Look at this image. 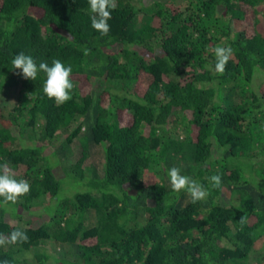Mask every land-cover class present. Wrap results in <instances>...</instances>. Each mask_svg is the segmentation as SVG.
<instances>
[{"label":"trees","instance_id":"trees-1","mask_svg":"<svg viewBox=\"0 0 264 264\" xmlns=\"http://www.w3.org/2000/svg\"><path fill=\"white\" fill-rule=\"evenodd\" d=\"M116 2L101 36L88 0H0V164L31 186L0 197V234L29 237L0 264H264V0ZM20 52L71 65V99ZM173 166L208 197L173 191Z\"/></svg>","mask_w":264,"mask_h":264},{"label":"clouds","instance_id":"clouds-1","mask_svg":"<svg viewBox=\"0 0 264 264\" xmlns=\"http://www.w3.org/2000/svg\"><path fill=\"white\" fill-rule=\"evenodd\" d=\"M91 27L98 31L101 36H107L110 31L108 21L111 19L112 10L117 7L116 0H88ZM210 51L215 57L214 71L223 74L225 67L233 54L230 46H213ZM12 68L19 69L23 78L36 80L38 72L45 74L43 81V92L50 99H53L57 106L64 104L71 99V90L74 85L70 76L72 66H65L59 59H53L51 65L45 62L36 64L32 56L23 52L16 54L11 60ZM171 188L173 191L180 192L184 190L189 195L191 202L196 203L208 197L209 190L204 188L198 181L191 179L187 175H182L178 167H171L167 171ZM212 187H219L221 177L212 175L209 177ZM31 186L26 179H16L11 167L5 162L0 164V197L4 202L15 203L21 196L28 194ZM240 224L247 222L246 216L240 217ZM29 239L25 231L15 229L7 236L0 234V246L5 244H14L17 242H27Z\"/></svg>","mask_w":264,"mask_h":264},{"label":"rangeland","instance_id":"rangeland-1","mask_svg":"<svg viewBox=\"0 0 264 264\" xmlns=\"http://www.w3.org/2000/svg\"><path fill=\"white\" fill-rule=\"evenodd\" d=\"M170 6H174V4L172 5V3H169ZM260 18H259V23L258 25L259 26H262L261 28H264V12L263 14H259ZM255 86L258 85L257 87V90L258 91H263L264 90V75H259L257 76V78L255 79V82H254ZM171 130H173V128H171ZM256 247V253H252L251 255L254 256V257H257V255L259 256L260 253H264V252H261V250H264V237L263 239H261L260 241H258V243H256L255 245Z\"/></svg>","mask_w":264,"mask_h":264}]
</instances>
